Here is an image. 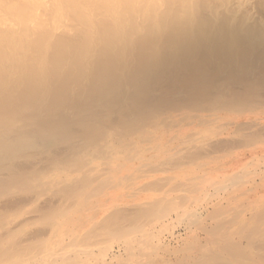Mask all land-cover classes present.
Returning a JSON list of instances; mask_svg holds the SVG:
<instances>
[{"label": "rangeland", "instance_id": "1", "mask_svg": "<svg viewBox=\"0 0 264 264\" xmlns=\"http://www.w3.org/2000/svg\"><path fill=\"white\" fill-rule=\"evenodd\" d=\"M141 2L142 4L139 5L140 8H138L139 6L137 5V14H135V16L133 14L134 11L133 13H131L133 8H131V6H129V8L127 7L128 10H131V14L118 13L120 17H122L121 15L123 14H125L126 16H124V19H126L124 22L126 23L122 22L123 18L120 19V23L123 24L122 28L119 27L121 33L126 30V32H129L132 36V38H130L131 36H129V38L131 39L129 40L131 41L130 43L127 42L129 45L123 42V44H121V46L118 48L122 49L123 47L122 50L124 51L125 45H127L128 48H130L132 45V49L136 50L131 52V48H126L125 50L129 52L125 55L124 53H122L123 59L118 54L120 51H122L121 49L120 51H118L117 48H115V53L118 52L117 55H119V59L121 57V66L132 75V72H134V75L136 76L139 75L138 67L140 66H136L137 64H139V60H147L146 57H155L157 55V57L162 60L161 63L163 74L162 82L159 81L156 83L159 84L156 85V90H154L153 92L154 95L152 96V102H159L160 98H162V103L164 101L165 104H167L166 106L169 105L171 107L172 105L178 104L181 110L172 112H162V118L164 119L167 115L170 116V114H175L174 117H176L175 120L174 118H170L168 120L165 119L162 123V154L155 155V152H152L155 150L154 146H152L153 150H150L151 145L149 146V144H143V150L144 147L148 145L145 147V149L147 148L146 152L148 155H146V157L149 160L147 162L139 160H137V162L135 161L136 164L131 170V186H128L131 187L130 191L132 192L135 188V192L136 190L140 192V186H142L145 188L144 190L143 188L141 189L142 191H145L144 194L141 191L142 194L145 196L147 195L146 197H151V199L149 198L146 202L144 201L145 203L140 201L141 205L146 204V212L151 213L155 212L156 210H159V213L164 212V214H167L166 216L168 217H163L162 221L160 222L154 220L152 225L147 226L148 230L151 229L152 234V239L149 238L150 236L147 239L149 241L151 240L149 242V245H151V247L156 250V254L148 258L146 254L149 255V250H147L145 245H141V248L138 247L137 250V246L136 248H133L134 252L133 250L132 252L130 251L131 256L133 255L135 258L139 257V259L136 260L137 263H134L135 260L131 258V256L129 257L131 258V261H134L132 262V264H145L144 261L147 262L146 264H194L195 261L192 260L191 256L197 259H205L206 257H208V255H215L217 249L220 247L217 246L219 243H217L216 240L212 243H208V234L206 233L207 230L218 229L219 231L217 232V235H219V239L232 238L237 243L246 245L248 241L241 239L238 227L235 223L223 224L224 226H218V223H224L225 221H228L229 219H231L229 216L235 213L241 214V220L245 218H256V212L264 207V0H161L162 4L160 2L157 6L158 9L156 8V10H154L158 12V15L160 17H162V31L161 33L158 31V33L161 34L162 39L161 36H159L160 34H156V32H154L157 30L153 29V33L150 32L151 25L150 27L149 25H147L149 21V14H147L146 12L147 6L149 7V2L147 0ZM81 4H83V1ZM83 6L86 7V5ZM143 8H145L146 10H144ZM100 9L101 8L97 10V17L101 13ZM118 14L116 13V17L115 15H113V17H108L107 20L109 19L108 21H111V23L114 20L119 22L120 20L117 19ZM152 14L154 13L152 12ZM70 16L69 14H66V17H63L64 20H62L64 21V23L62 24H64L68 28L66 27V29H62L64 25L62 28H60V26L57 28L58 31H55L56 34H54L53 30H51L53 26L52 24L54 22L53 18L50 17L49 20L46 22L47 33H52L56 35L57 39L61 40V42L62 38H66L65 41L69 43L67 44V47L69 48L70 45L78 41V38L81 41L83 39H86L87 36L85 35L90 34L85 33H87L89 27L93 25L89 22L90 25L87 26V32H83L85 35L83 34L84 36H82L81 30L84 28V24H86L87 22L83 24V28L79 26L78 29L74 30L75 28L73 29V25H71L70 27L72 29H69ZM93 16H91V18ZM97 21L100 20H95V24L93 25L95 27H92V29H95L100 26L99 24L97 26ZM101 21L99 23L102 25L104 23V20L102 21V23ZM70 22H72V20H70ZM139 22L141 25L139 24ZM124 24H126V27L124 26ZM145 28L146 30H144ZM131 29H134L136 33L134 31H131ZM101 30H103V28L97 31H100V33H102ZM147 30V33H149V35H147L146 33ZM37 32L38 31H36V33ZM131 32H134L135 35H132L133 33ZM92 33L94 34V32ZM95 35L96 34L92 35V37H95ZM152 36L154 38L160 37V40H162L161 46L160 44L158 46V41H155L156 38L154 40H151L153 41L152 43L150 41H146L149 38L153 39ZM56 37L53 38L54 41H56ZM89 37L91 38V36ZM89 37L87 38L90 40ZM102 37L103 36H101V38ZM35 38L37 39V37ZM142 38H146L145 41H143L144 39ZM178 39L180 43L176 44V41H178ZM53 40L51 41L52 43ZM71 41L75 42L72 43ZM102 41L103 43L100 40V43H97L100 44L99 46L95 44L96 42L92 41V43H94L95 46L100 49L101 53L102 51L104 52L106 50L105 46L107 45V43L105 42L106 39L105 41L104 39ZM89 42H86V44L84 42V46L86 45V47L88 46L89 48L87 47V50H84V52L82 50L81 52H86V54L83 55H87L88 53L89 56L91 54L92 57L93 55L94 57H97L99 50L95 48V46L90 47L92 46V43ZM154 42L156 43L154 44ZM63 44H65V42H63ZM52 45L55 46L56 50L58 51L57 47L59 48L60 44L54 45L50 43V47L48 48L51 49L48 53H51V55L52 52L54 53ZM79 45L80 43L77 45L78 48ZM117 45L118 44H116V46ZM72 46L70 50L72 48H76V46ZM149 48L151 51L149 50ZM34 50L35 49L31 47L30 53L32 51L35 52ZM108 50L106 52H108ZM97 51V54L93 53ZM76 53H72L71 51V54L73 55H76ZM101 53L99 54L102 55L105 52L102 54ZM146 53L148 55H146ZM31 54L36 56L35 53ZM36 54L38 55L37 52ZM59 54L57 55L59 56ZM134 54H136V56ZM45 55H47L48 57V54ZM54 55L55 54H53V56ZM28 57L30 56L28 55ZM68 57L65 58L67 62L63 61V65L60 64V62L62 63V61H57L60 65L64 67L58 66L56 61L55 62L57 66H55V64L53 65L54 61L49 60V66H47L49 68H52L53 65V68H45L46 74H51L48 76L44 74L45 78H48V80L45 81L47 83H42L44 87L41 85L40 81L38 83V81L36 82V80H33V78L35 79L34 76H29V70H31L32 68V71L34 73L38 71V68H36V66H29V61L31 60H29V58L28 63L26 62V60L22 64L21 61H24L22 59L20 61L21 65L15 67V69L18 70H15L17 72L16 75H12V72L14 71L13 70L10 73L12 76H10V74L8 76V73H4V76L2 75L3 77L1 76L0 78L1 81L3 79L4 82L9 81L7 85L10 90L13 89L10 92H12L14 96H17L19 93H22L24 94L23 97H26L28 95V97H30V94L34 96L36 90H38L37 93L38 95H40V99L43 98L42 102L44 106L50 107L49 101L52 104L53 100L57 96L54 95L55 92L50 93L55 90L52 88L51 83L53 87L55 86V84L58 85L59 79L63 78L66 72V74H68L70 70L72 71L75 67H78V72H80L81 70L84 71L81 67L82 65H85L83 67L87 68L89 71L92 69L95 70L94 67L98 68L99 70L101 66V62H99L100 66H98L95 61H93L95 62V64H91L90 61L88 64L89 66H87L85 59L82 60L83 62H85V64H81L82 61L80 63L81 65L77 64L75 62L76 60H70L72 62L70 64L67 60ZM106 57L107 55H104L101 58ZM73 58L75 57L72 56V59ZM89 58L91 59V56ZM93 60H95V58H93ZM100 61L103 60L101 59ZM132 64L136 65L133 66ZM49 70H51V72ZM60 70H65L64 76L61 78L58 77L57 79L54 78L56 76L54 72L57 71L56 73L58 74V72H61ZM76 70L74 69L73 72H76ZM96 71L97 70H95V73L93 72L94 74L91 72L93 76L96 74ZM86 72L88 73V71ZM86 72L84 73L86 74ZM127 72H125L126 76ZM119 73H121V71H119ZM39 74L40 73L38 72L35 75ZM52 74H55L54 77L52 76ZM69 74L72 75L71 73ZM77 74L72 75L73 79H75L76 82L73 80L74 82L72 81V83L70 80L72 78H69V75L65 76L67 79L64 77L63 79L65 80H60V82L64 83V85H66L65 81H70L72 83L71 86H69L70 83L66 86H69L68 88H70L73 85L74 87L72 88H74V91L70 90V92H72L70 93L68 90L69 94L67 93L68 95H66V97L63 94L65 98H61H64L65 101L61 100V98H58L59 100H61L59 101L56 98L55 100L58 101L57 105L54 104L51 109L52 111L50 112L51 114L47 112L48 116L51 115L50 117H52L53 119H57L59 116H63V114H65V119H67V117L71 119V117L77 118L76 116L78 114H81L82 112L83 115H81L82 117H84L81 121L88 122L87 120L90 121L93 119V121L101 122L104 117H107L109 122H112L113 124L116 123L118 125L117 119L119 121L121 119V115L117 114L116 112L114 114L113 109L111 110L112 112L110 110L108 112H106V110L101 111L102 109H100V111L92 109L94 112H90L91 110H88L91 109L90 106L93 107L99 102L94 104V101H88L90 102V104H88V102H84L83 100L85 99H83L81 100V102L80 100L78 101L80 102V104L82 103L81 106L78 105V102H75L76 100H78V98L81 99L84 96L83 95L81 97L82 93L80 92V90H82V92L85 91L86 93V90H90V88H88L89 81H85L88 75L86 77L85 74L84 76L82 74L85 80L80 76L82 78L81 80V78L79 79L77 77ZM6 75L8 76V78ZM91 76L89 77L91 79H94L93 76ZM122 76H124V73L122 74ZM5 79H7L8 81ZM10 79L14 80L10 81ZM135 79L136 80L134 82L137 81V84L145 82L143 81L144 79L142 76L136 77ZM9 83H11L13 86ZM5 86L4 95L6 99H9L10 92L9 89H6ZM45 86H49L48 88H51L53 90H49ZM76 86H80L78 87L79 89H76ZM125 86L126 88L128 87L127 85ZM83 87H85V89ZM43 88H47V90ZM77 90L80 92V95H78V97ZM127 90L128 89H126V91ZM31 91H35L34 94ZM46 91H48L50 94ZM42 93L45 95L47 94L48 97L41 95ZM72 94L73 96H71ZM75 94L76 96H74ZM53 95L55 97L53 100H51L53 98ZM33 96H31V98H33ZM36 96L37 94H35V97ZM87 96L88 95H86V97ZM10 97H12V95ZM28 97L26 98L29 99ZM11 102V99L7 101L8 104H10ZM75 103H77V108L75 107ZM58 105L62 106L60 107ZM42 107L43 106H41L40 109H43ZM83 108L86 109L84 110ZM94 108H96V106ZM77 109H79V111L82 109L83 110L79 112L77 111ZM164 109L166 108H162V110ZM47 113L46 111L41 112V114L43 115H47ZM55 115L58 117L56 118ZM81 115L80 117L78 116L80 119ZM62 116L59 119H62ZM41 117L42 116H40V118ZM43 119L47 120L48 118L44 116ZM59 119L55 121L58 122ZM67 120L63 121L65 122ZM71 120H69L68 122L71 123ZM51 145H47V149L38 147L37 151H34L35 153L33 152V150L35 149L30 150L32 155H29V151H26V153L24 151V154L23 152H20L21 155L19 154V156L16 159H13L10 163L6 162L5 167L15 166L16 168L18 166L17 168H20L19 171L23 172V169H25L32 173L34 172V170H36V173L39 170L43 171L40 174H46L47 179L58 180V177H54V171L52 172L48 159L51 157V160H49L52 162L53 157L55 158L57 154L59 155L61 153L58 159L61 157L60 159L62 160H57L64 162L62 156H66L65 153L67 150V146H61V144ZM23 155L24 157L26 155V158H23ZM28 155L29 158H27ZM26 161L27 163H25ZM101 167L102 171L104 170L103 174H105L106 172L107 177L110 178L111 174L108 175V170L103 168V166ZM92 168L94 170H97L96 167L90 166L88 172L91 171ZM93 171H91L90 174H93L92 177L94 179L95 173ZM144 174L148 176L145 177ZM229 177H232L234 179L228 181ZM135 178H139V182L140 179L142 182L145 181L144 184L140 182V184H142L140 186L138 184V188L140 187L139 189H136L137 184L135 185V187L132 186V181ZM134 181L136 182L137 180L135 179ZM74 182H76V180ZM39 183L41 182H38V184ZM23 187L26 188L25 185ZM128 187H126L127 192L129 190ZM21 189L17 191L14 196L6 193L0 194V236L6 237L9 232H12V230L16 228L20 229L23 225H27V223L31 224L32 221L40 222L39 218L49 213L52 209L56 208L57 206L65 204V202L71 205L70 202L68 203L67 201V196L58 192L60 190V185H58V188H55L54 191H46L44 193H41L43 191H40V189H38L39 191L36 190L37 192L33 191L32 193L29 192L30 190L24 191ZM130 191L129 193H131ZM133 192L131 194H128L131 196L133 195ZM141 192L137 194L141 195ZM67 193H69L67 195L70 196V192L68 191ZM118 194V192H115V196H118ZM87 195L83 193V197H88L89 203L95 200L93 199V197L90 199V196ZM154 199L155 201H158L159 199L161 200H159L161 203H159V201L156 202L158 203V206L160 205L159 207H156V205H154L156 204L154 203ZM132 204V207L130 206L131 204L124 206V208H126L127 206H129L130 208L127 207L126 210L123 209L122 211H120V209H122L123 206L119 209L115 208L114 210L118 212V216L117 212H113L118 218L122 216V219L124 220L126 218L127 221H129L128 219H130L131 217H135L137 215L134 223L138 224L139 219L137 221L136 219L139 217V212H141L139 208H144V206L142 205L138 208L136 206H139L140 204ZM142 212L140 213V216L141 214H143ZM158 212L156 211L155 214H151L156 215L158 214ZM119 213L121 215H119ZM145 213L142 215L144 218L140 219L143 224L145 223V220L147 221V218L149 216L153 217V215H148V213H146L145 215ZM216 214H221V218L214 220L215 218L219 217H215ZM200 216L203 218H201ZM122 219L119 220L120 222L117 221V223L120 224L122 222V226H130V223L128 224L126 219L125 221L127 223H123ZM104 220L105 219H103L101 222L99 221V223L97 222V225L94 224V226H92L93 228H91V232L93 234L95 233V231L97 233H100L101 231L102 233L104 222L106 221ZM130 222H133V220H130ZM202 223L203 226L199 227ZM228 225H230V228H228ZM251 225H256L258 227V230L262 229L261 231L264 233V221H260L259 223H251ZM42 226V222L40 224H36L35 222V225L32 224L31 226H27L26 233L24 232L21 236H18L19 238L16 240L18 241V245L22 248H26L30 244L33 245V242L36 243V239L48 237L51 233L49 230L50 228L47 226ZM100 227H102V229ZM221 228H225L226 230ZM99 235L101 236V238L99 239L100 241H106V237L103 236L104 238H102V234H98V236L92 238L91 242H98L99 240H97V238L99 237ZM94 239H96L97 241L95 240L94 242ZM254 242H260L259 234L254 237ZM97 244L101 245V247L98 246V254H100L101 258L104 261L106 260L107 263L109 262V264H119L118 260L110 256L112 252L117 255L115 257H117L118 259H123L124 261L129 259L125 258V256L130 255L128 252L129 250L125 251L124 248L118 244L113 245L114 248L108 253L109 256H105L107 254V251L104 253L102 251L104 249L102 248V244L104 245V243L100 242ZM22 248H20V250H22ZM144 249L147 250V253H145L146 250L144 251ZM243 250L246 251L249 249L243 248ZM103 256L107 258H104ZM142 256L144 260L141 259ZM112 259L114 260L112 261ZM125 264L128 263L126 262Z\"/></svg>", "mask_w": 264, "mask_h": 264}, {"label": "bare ground", "instance_id": "2", "mask_svg": "<svg viewBox=\"0 0 264 264\" xmlns=\"http://www.w3.org/2000/svg\"><path fill=\"white\" fill-rule=\"evenodd\" d=\"M82 1H83V4H81ZM141 1H144V0H0V77L2 75L4 76V73L6 74L8 73L7 75L9 76V74L13 70L18 71L17 69H15V67H18V65H21L20 64L21 62L23 64L26 60H27L26 62L28 63V58H29V60L31 59L29 61V66L32 65L33 67L36 66V68H38V71L36 73L32 71L33 68L29 70L30 71L29 76H32V77L34 76L35 79L33 78V80L34 81L36 80V82L38 81V83L40 81L41 85L44 87L42 83H47L45 81L48 80L47 77H46L47 79L45 78L44 74H46L45 68L47 69L49 68L48 67L49 60L54 61L53 65L55 64V66H57L56 62L58 60L62 61V63L60 62V64L63 65V61L67 62L65 58L68 57L70 54V56L67 58L70 64L72 63L70 60L72 61L76 60L75 62L77 64H80L81 61L84 59L86 61L87 66H89L88 64L90 61H91V64H95L96 62L98 66H100L99 62H101V66L99 68L100 71L98 70V68L94 67V69L97 70L94 76L93 74L95 73V70L92 69L94 72L93 73L92 70L89 71L87 68L83 67L85 65L81 66L84 71H82L79 68L82 71V73L80 70H79L80 72H78V67L74 68L75 70L77 69L76 72L75 71L73 72L74 69L72 71L70 70L69 73H71L72 75H75L78 72L77 77L79 79L82 77L85 80L83 76L85 74L84 72L86 71H88V73L86 72L85 74L86 77L87 75L88 77L92 75L94 78V79H91L90 77L86 78L85 81L87 82L89 81L88 85L91 86V87L88 86L90 90L89 89L86 90L87 93L88 92L89 93L87 94L85 91L82 92V90H80V92L82 93L81 97L84 95L83 96L84 98L83 97L81 99L78 98V100H76L75 102H78L79 100L81 102V100L83 99H85L83 100L84 102L94 101V104L99 102L97 104L98 106L95 105L97 109L94 108L95 106L93 107L90 106L91 109H88V110H91L90 112H94L93 110L100 111V109H102L101 111L106 110V112H108L109 110L111 111L113 109L114 114L116 112L117 114L121 115L120 117L121 119L119 121L117 119L118 125L116 123L113 124L112 122H109L107 117H104L103 120L99 119L103 123L99 121L97 122L93 121V119L90 121L87 120L88 122L81 121L84 117V116L82 117L83 115L82 112H81L82 115L81 114H78L77 116L74 115L77 118L71 117L72 120L68 117H67L68 120L65 119L66 118L65 114H63V116L61 115L62 119H59L61 116L58 117L55 115L56 118L58 117L57 119H59L58 122H60L61 120L60 123L56 122L57 119H53L52 117H50L51 115L48 116V113L52 111L51 109L54 106V104L57 105L58 101L55 99L56 98L58 99L64 96L66 97V95L69 94L68 90L70 92V90L72 91L74 89L72 88L74 87L73 85L72 87H70L71 89L68 88L75 81V79H73L72 75H70L69 73L66 74L67 73L66 72L65 76L69 75L68 77L72 78L70 79L71 82L73 80L74 81L72 83L70 81H67V82L65 81L66 85L70 83L68 87L64 85V83L60 82V80L62 81L65 80L63 78L65 77L64 71L66 69L63 71L60 70L61 72H58V74L56 73L57 71H55L54 72L56 74L55 77H54L55 74L54 75L52 74V76L56 79L58 77L59 78L63 76L64 77L59 79V84L58 85L55 84L54 87L52 83L50 82L52 88L55 89L54 91L50 93L55 92L54 95L55 96L57 95L56 97L53 95V98L51 100H53L54 97L55 99L53 100L52 104L49 101L50 107L44 106L42 102L43 98L40 99L41 97L39 98L40 95H38L37 93L38 90H36V92L31 91L33 94L34 92L35 94H37L36 97H35V94L34 96L30 94L31 96H33V98H31V96L28 97L29 96L28 95L26 97H28L29 99H27L25 96L23 97L24 94L22 93H19L17 97L16 95L14 96L12 92H10L13 90L12 89L13 85L11 84L12 82L9 83L12 85L11 86L12 90H10V88H8V85H7L9 81L5 79L8 82L6 81L4 82V79L1 81V78H0V83H1L0 85L1 86L0 87V194L6 193V194L14 196V194L17 191H19L21 188H23L21 190H24V191L30 190L29 192L31 193L33 191L37 192L39 191L38 189H40V191H43L41 193H44L46 191H54V189L58 188V185H60V190L58 192L67 196V201L68 203L70 202L71 204L69 205L65 202V204L63 205L61 204L57 206L56 208L52 209L49 213L39 218L40 222L35 221L36 224L37 223L40 224L42 222V225H43L42 227L44 226L49 227L50 228L49 230L51 233L48 237L36 239V243L33 242V245L30 244L26 248H22L18 245L17 243L18 241H16L19 238L18 236H21L24 232L26 233L27 226H31L32 224L35 225V222L33 221L31 224L27 223V225H23L20 229L16 228L12 230V232H9V234L6 237L0 236V264H109V262L107 263L106 260L105 262L101 258L100 254H98L97 252L98 246L101 247V245L97 243H100V242L104 243V245L102 244V248H104L102 250L103 253L107 251L106 252L107 254L105 256H109L108 253L112 251V249L114 248L113 245L115 244H118L121 247H123L125 251L129 250L128 252L130 255L125 256L126 259L128 258L129 259L128 260L125 259L126 261H124L123 259H118L117 257H115L117 256L115 255V253L113 252L111 253L110 256L118 260L119 264H125L126 262L128 264L129 263L132 264V262L134 261L133 260L131 261L130 260L131 258L135 260L134 263H137L136 260H138L139 257L135 258L133 255L131 256V252L132 250L134 252L133 248H136V246H137L136 248L137 250L138 247L141 248V245H145L147 250H149V255L146 254L148 258L156 254V250H154L151 247V245H149V242L151 240L149 241L147 239L149 236H150L149 238L152 239L151 229L148 230L147 226L152 225L154 220H157L158 222H160L162 221L163 217L167 218L168 216H166L167 214H164V212L159 213L158 212L159 210H156L158 212V214L156 215L151 214V213L155 214L156 213L155 210H154L155 212H151V213L146 212L145 210L146 204L145 205L142 204L144 208H139L142 206L140 204V201L146 202L149 198L151 199V197H146L147 195L146 196L143 195L145 191H142L141 189L143 188L144 190L145 188L140 186L142 185L140 184V182H142L141 179L139 182L138 181L139 178H135L137 181L135 182L134 181L135 179H134L132 181V186L135 187V185L137 184L136 185V189H137L138 184H139V186L141 187L140 192L142 191L143 194L141 192V195L140 194L138 195L137 193H140V192L138 190H136L135 192L134 191L135 188H134L133 191L135 193L132 191L133 195L130 196L129 194H131L132 192L130 191L131 187H128V186H131V183H130L131 172H132L131 170L135 166L137 160L145 161V162L149 160L146 157V155H148L146 152L147 148L145 149V147L148 145L144 147V150H145L144 151L142 148L144 146L143 144H149V146L151 145L150 150H153L152 146H154L155 150L152 152H155V155L162 154V123L165 119L166 120L170 118H174V120L176 119V117H174L175 114L174 115L170 114V116L167 115L164 119L162 118V112H166V111L172 112V111H177L181 109L178 106V104L172 105L171 107L169 105L166 106L167 104H165L164 101H163L164 104L162 103V98L159 97L160 95L158 96L160 98V101L158 98L159 102L157 101L155 103L152 102V99H153L152 96L154 95L153 92L154 90H156V85L159 84V83L158 84L156 83L159 81L162 82V74H163L162 73V63H161L162 60L159 59L157 55L155 57H153L152 55H151L152 57H149V58L146 57L147 60H143V61L139 60L138 62L139 64L137 63H136L137 65L135 64L137 67L140 66L138 67L139 75L137 76L134 75V72H132L133 75L131 73H128L126 69H124L120 64L122 63L121 57L123 59L122 53H124L125 55L126 53L128 54L129 51L125 50L126 48H128L127 45L124 46V51L122 50L123 47L122 49L120 48L123 52L120 51L118 47H120L121 44H123V42L125 44H128L127 42L130 43L131 41L129 40H131L130 38H132V36L130 35L129 32H126V30L121 33L119 27L122 28L123 24L120 23L121 22L120 19L123 18L122 22H124L126 20L124 19L126 16L125 14H123L121 15L122 17H120L119 14L121 13L131 14L134 11L133 14L135 16V14H137V10H136L137 5L138 6L141 5L142 4ZM147 1L149 2V7L147 6L146 8L147 10L143 8L144 10H146L147 14H149L148 15L149 24L147 23V25H149V27L151 25V31H150L151 33H153L154 30H157L154 32H156V34H160L162 31V17H160L158 15V12L155 10L157 6L159 5V3L161 2V0H147ZM83 5H86V7H84ZM129 6H131V8L132 7L134 8V9L132 8L131 13H130L131 10H128ZM99 8H101L100 9L101 13L97 17L96 14ZM138 8H140V6ZM152 12L154 14H152ZM116 13L117 14L119 13L117 17V19L120 20L119 22L114 20L113 22L115 21L116 22L111 23V21H108L109 19L107 20V18L110 16L113 17V15H115L116 17ZM66 14L67 15L69 14V16L70 15L72 16V19L70 16V20H72V22H70L69 20V23H70L69 27L73 25L72 28L73 29L75 28L74 30L78 29L79 26L83 28L82 27L83 24L86 22L88 23V24L87 23L84 24V28L86 29L83 28L81 30L82 36L89 33L90 35H85V36L87 37L91 36V38L90 37L89 38L93 42H96L95 44L100 43L99 40L103 43L102 40L104 39L105 41L106 39L105 42L107 43V45L105 44L106 50L104 52L107 54H105L103 51L102 53L104 54H102L100 52V49H98L95 46V44L92 43V41H90L87 37L86 39H83L84 41L83 40L81 41L78 38L77 39L78 41L76 40L77 42L74 43L75 45L72 44L74 46L70 45V48L71 46L72 47L76 46L77 49L72 48L71 50L69 47H67V44L69 43L65 41L66 38H62V42L61 40H58L56 35L54 34H56L55 31L56 32L58 31L57 29L58 27L60 26H61L60 28L63 27L64 24L62 23H64V21L62 20H64L63 17L65 18ZM91 16L93 17L91 18ZM50 17L53 18L54 20L52 24L53 26L51 28L54 34L47 33V30H46L47 29L46 22L49 20ZM90 18L92 19V21ZM96 19L100 21L104 20L105 24L103 23L102 24L103 27H102V25L99 23L100 21H97L98 22V23L96 22L97 26L98 24L100 26H98L95 29L94 28L92 29V27H95L93 25L95 24ZM89 22L90 24H93L90 26L91 29L89 27L90 31L93 30L91 32L89 30L87 32V29H88L87 26L90 25ZM125 25L126 24H124V26ZM66 27L67 26L64 25L62 29H66ZM99 27L100 29L103 28V30H101L102 33H100V31H97V30H100ZM72 28L70 27L69 29H72ZM95 30H96V33H95ZM144 30H146V28ZM36 31L38 32L36 33ZM85 31L87 33L84 34L83 32ZM131 31H134V29L133 30L131 29ZM158 31L160 33H158ZM92 32H94V34H96L98 37L96 35L95 37H92V35H94ZM134 32L136 33V31ZM134 32H131L133 33L132 35H135ZM147 32L148 30L146 31V33ZM147 35H149V33H147ZM101 36H103L102 37L103 39L101 38ZM129 36L131 37L129 38ZM154 36H157V35H154ZM159 36H161V34ZM35 37H37V39ZM54 37H56L55 38L56 41L53 40ZM95 38H96V41H95ZM152 38L153 39L149 38L146 41L147 42L150 41L152 43L153 41L151 40H154L156 37L154 38L152 36ZM145 39L143 41H145ZM161 39H162V36H161ZM52 40H53V43L51 42ZM155 41L160 42V43L157 42V44L158 46L159 44L161 46L162 40H160V37L156 38ZM49 42L54 45L60 44L59 48L57 47L58 51L56 50V47L52 45L53 47H55V48L52 47L54 51V53L52 52V55L51 53L50 54L48 53L50 52L49 50L51 49V48H48L50 47ZM63 42H65V44H63ZM84 42L85 44L86 42L92 43L91 44L92 46L90 47L95 46V48L99 50V53H101L103 56L107 55V57L101 58L103 56L100 55L98 51L93 52L96 54L98 53L97 57H94V55L92 57V55L90 54L91 59L89 58L90 56L88 55V53L87 55H83V54H86V52L82 53L81 51L83 50L84 52V50H87L89 48L88 46L87 48L86 45L84 46ZM156 42H154V44ZM79 43L80 45L78 48L77 45ZM179 43L180 41L178 39V41H176V44H179ZM114 44H115V47H114ZM116 44L118 45L116 46ZM97 45L99 46L100 44H97ZM31 47L35 49L34 50L35 52L32 51L31 53H35L36 56L30 53ZM115 48H117V50L120 51L119 53L117 52L121 56L120 59L118 57L119 55L115 53L116 52ZM130 48L131 49L133 48L132 45ZM107 50L108 52H106ZM134 50L136 49H132L130 51L132 52ZM71 51L72 53L77 52L78 54L76 53V55L75 54L73 55L71 54ZM36 52L38 53L39 56L36 54ZM55 52H58V53H55ZM45 54H48V57ZM53 54L55 55L53 56ZM57 54H59V56ZM28 55L30 57H28ZM134 55L136 56V54ZM146 55L148 54L146 53ZM72 56L75 57L73 58L74 60L72 59ZM87 58L89 59V61ZM93 58H95V60H93ZM22 59L24 61H21ZM97 59H100V60L102 59L103 61H100ZM57 64L58 66H62L58 62ZM81 64H85V62L82 61ZM53 65H52V68H53ZM123 65H124V62H123ZM21 67H24V66H21ZM52 68H49V69H52ZM123 69H124V72H123ZM14 71L12 72V75L14 74L16 75L17 72L16 71L14 72ZM49 71L51 72V70ZM119 71H121V73H119ZM27 72H26V75H27ZM38 72L40 74L35 75ZM122 72L124 73V76H122L123 74ZM125 72H127V76L125 75L126 74ZM50 74H46V76ZM12 75L10 74V76ZM140 76L143 77L144 79L143 81L145 82L141 84H137L136 83L137 81L134 82L136 80L135 78L140 77ZM13 80L10 79V81H13ZM125 85H127L128 87L126 88ZM4 86L6 87V89H9V92H10L9 99L12 100L10 104L7 103L9 99L5 98ZM78 87L76 86L75 88L79 89ZM47 88H43V89L47 90ZM83 88L85 89V87ZM124 88L128 90L126 91V89ZM80 92L78 91L77 97L78 95H80L79 94ZM11 95L12 97H10ZM41 95L47 96V94L45 95L43 93ZM86 95L88 96L86 97ZM13 96L16 98H14ZM71 96H73V94ZM74 96H76V94ZM64 98L63 99L61 98V100L65 101ZM89 99H92V100H89ZM80 102H78L79 106H81L82 104V103L80 104ZM76 104L77 103H75V105ZM88 104H90V102H88ZM41 106H43L42 107L43 109H40ZM58 106L61 107L62 105H58ZM75 107L77 108L78 106L76 105ZM162 108H166V109L162 110ZM83 109L85 110L86 108H83ZM44 110L46 111V113L48 112L47 115L41 114V112H45ZM77 111H79V109H77ZM95 112H98V111H95ZM80 115H81V119L79 118ZM40 116L42 117L40 118ZM44 116H46V118L48 119L47 120L43 119ZM63 120H67V121L64 122ZM69 120H71L72 122L69 123L68 122ZM51 144L53 145L61 144V146H67V150L65 153L66 156H62L64 162L58 161V160H62L60 159L61 157L58 159L61 153L59 155L57 154L55 158L53 157L52 162L50 161L51 157L49 158L50 160L48 159V161L50 162L51 170L52 172L54 171V177H58V180L47 179L46 174H40L43 171H39V170L37 173H36V170H34V172L32 173L25 169H23L24 170L23 172L19 171L20 168L18 169L17 168L18 166L16 168L15 166L5 167L6 162L8 163L12 162L13 159H16L19 156L20 152H23L24 154V151L26 153V151L30 152V150H33V149H35L33 150V152L34 151L36 152L38 147L47 149L48 147L47 145H51ZM148 152H151V151H148ZM30 153L29 155H32V153L31 154ZM29 155L27 156V158H29ZM23 158H26V155L25 157L23 155ZM27 161L25 163H27ZM90 166L97 168V170L96 169L94 170L93 168L91 170V171L94 170L93 171L95 173L94 179L92 177L93 174H90L91 171L88 172V169L90 168ZM101 166H103V168L108 170L109 172L108 175L111 174L110 178L107 177L106 172L105 174H103L104 170L102 171ZM101 173L103 176L101 175ZM144 175L145 177L148 176L146 174ZM233 179L234 178L229 177L228 181H231ZM75 180L76 182H74ZM38 182H41V183L38 184ZM144 182L145 181H143L142 183L144 184ZM72 183H77V184H72ZM23 184L26 186V188L23 187L24 186ZM126 187H128L129 189L128 192H127ZM68 191L70 192V196L67 195L69 194L67 193ZM119 191L121 192V195ZM129 191L131 193H129ZM115 192L119 193L118 196H115ZM83 193H85L86 195L88 194L87 196H90V199L93 197V199L95 200L89 203L88 197L86 196L83 197ZM134 194H137V195H134ZM158 201L157 200L155 201L154 199V203ZM160 201L159 203H161ZM132 203H135L134 205H136L137 203L140 204L139 206L137 205L136 207H138L141 210V212L143 210L142 212L143 214L146 212L148 213V215L149 214H151V216L153 215V217L149 216L148 217L149 219L147 218V221L145 220V223L143 224L140 221V219L144 217L142 216L143 214H141L140 216L141 212H139V215H138L139 217L136 219V221L139 219L138 224L134 223L137 215L136 216L134 215L135 217H131L130 215L132 219L131 218L128 219L129 221H127V219L125 218L128 224L130 223V226L128 227L122 226L121 224L122 222L118 224L117 221L120 222L119 220L122 219L123 217L120 216V218H118L117 217L118 212L115 211L114 209L115 208L119 209L123 206V208L120 209V211H122L123 209L126 210V208L129 206H127L126 208H124V206L131 204L130 206L132 207L133 205ZM157 204L158 203L154 205H156V207H159L160 205L158 206ZM113 211L117 212V216H115L116 214ZM119 215L121 214L119 213ZM220 215L221 214H216L215 217L217 216L219 217L215 218L214 220L220 219L221 218ZM240 216L241 214L235 213L229 216L231 219H229L228 221H225L224 223L219 222L218 226L220 225L224 226L223 224H228V223H231V224L235 223L238 227L241 239L248 241L247 244L242 245L241 243H237L236 241H234L232 238L219 239V235H217V232L219 231L218 229L207 230L206 233L208 234V243H212L213 241L216 240L217 243H219L217 246H220V247L217 249L215 255H208V257H206L205 259H197L191 256L192 260L195 261L194 264H264V233L261 231L262 229L258 230V227L256 225H251V223H259L260 221H264V207L261 210H258L256 212L255 214L256 218H253V219L245 218L241 220ZM103 219H105L106 221L104 220L105 222H104L102 233L101 231L100 233H97L95 231V233L93 234L91 232V228H93L92 226H94V224L97 225L99 221L101 222ZM125 219L124 220L122 219L123 223L126 222ZM130 220H133V222H130ZM201 226H203V223L199 227ZM100 228L102 229V227ZM228 228H230V225H228ZM221 229L226 230L225 228H221ZM98 234H102V238L106 237L105 238L106 241H102V240L100 241L99 239L101 238V236L99 235L97 240H99L100 242L99 241L95 242L96 239H94V242L96 244L92 243L91 242L92 238L98 236ZM258 234L260 235L259 243L254 242V237ZM87 243H91V244H87ZM20 248H22V250H20ZM243 248L249 249V250L244 251ZM145 250L146 249H144V251ZM147 250L145 253H147ZM129 256H131V258ZM104 258H107V257H104ZM141 259H143V256ZM113 260L114 259H112V261ZM144 263L146 264L147 262L144 261Z\"/></svg>", "mask_w": 264, "mask_h": 264}]
</instances>
